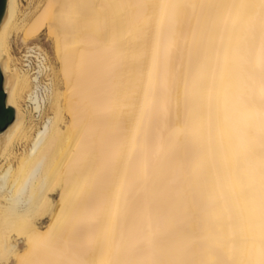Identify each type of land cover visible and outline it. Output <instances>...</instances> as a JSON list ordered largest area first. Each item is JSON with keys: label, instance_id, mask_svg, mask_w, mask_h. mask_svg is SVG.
Listing matches in <instances>:
<instances>
[{"label": "bare ground", "instance_id": "1", "mask_svg": "<svg viewBox=\"0 0 264 264\" xmlns=\"http://www.w3.org/2000/svg\"><path fill=\"white\" fill-rule=\"evenodd\" d=\"M32 3L0 26V264H264V0Z\"/></svg>", "mask_w": 264, "mask_h": 264}, {"label": "water", "instance_id": "2", "mask_svg": "<svg viewBox=\"0 0 264 264\" xmlns=\"http://www.w3.org/2000/svg\"><path fill=\"white\" fill-rule=\"evenodd\" d=\"M8 0H0V26L7 11ZM16 118L15 110L7 103V93L4 87V75L0 68V133H3Z\"/></svg>", "mask_w": 264, "mask_h": 264}, {"label": "built area", "instance_id": "3", "mask_svg": "<svg viewBox=\"0 0 264 264\" xmlns=\"http://www.w3.org/2000/svg\"><path fill=\"white\" fill-rule=\"evenodd\" d=\"M31 0H23L25 4H29ZM23 66L30 71L33 75L39 76L40 65L44 61L40 50L34 46H23L18 50Z\"/></svg>", "mask_w": 264, "mask_h": 264}, {"label": "rangeland", "instance_id": "4", "mask_svg": "<svg viewBox=\"0 0 264 264\" xmlns=\"http://www.w3.org/2000/svg\"><path fill=\"white\" fill-rule=\"evenodd\" d=\"M39 1H41V0H31L29 3L33 2L32 4L34 6L35 4L38 5ZM23 10H25L26 13H29L30 14L33 9H30L29 5L27 6V4L24 3ZM21 37H22L21 34H15L14 35V38L12 40V44H11L12 52H13L14 56L16 57L17 63L19 61L17 58H19V52H18V50H20V45L26 46V45H24L22 43ZM32 43H35L36 45L41 46L48 53V55H50L51 60L53 62H55V57H54V54H53V45H52L51 40L46 35V33L43 34V36L40 38V40L35 41V42H32Z\"/></svg>", "mask_w": 264, "mask_h": 264}]
</instances>
